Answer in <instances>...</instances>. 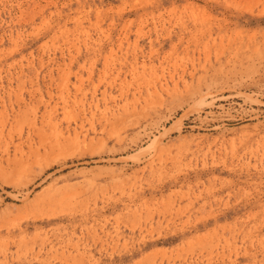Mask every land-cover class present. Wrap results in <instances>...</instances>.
<instances>
[{"label": "rangeland", "instance_id": "rangeland-1", "mask_svg": "<svg viewBox=\"0 0 264 264\" xmlns=\"http://www.w3.org/2000/svg\"><path fill=\"white\" fill-rule=\"evenodd\" d=\"M0 264H264V0H0Z\"/></svg>", "mask_w": 264, "mask_h": 264}]
</instances>
